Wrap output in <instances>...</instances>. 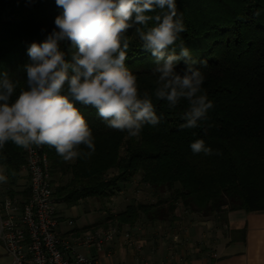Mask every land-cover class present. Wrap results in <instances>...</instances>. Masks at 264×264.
Listing matches in <instances>:
<instances>
[{"label": "trees", "instance_id": "obj_1", "mask_svg": "<svg viewBox=\"0 0 264 264\" xmlns=\"http://www.w3.org/2000/svg\"><path fill=\"white\" fill-rule=\"evenodd\" d=\"M176 4L185 25L180 38L197 61L194 67L205 76L202 89L213 102L207 119L195 128L180 129L188 103L182 99L170 109L165 100L155 98L154 57L141 48L131 28L126 33L130 48L125 65L137 76L141 95L147 92L151 97L160 123L146 124L140 135L129 137L125 131L108 128L93 106L75 102L92 129L95 152L64 162L54 148L44 145L52 176H60L62 182L55 194L69 207L89 198H112L121 184L141 175L158 201L132 204L109 215L108 221H117L120 228L136 225L143 216L151 223L174 224L180 203L204 218L221 217L227 211L264 212V0H176ZM61 13L55 0H0V74L7 73L16 84L11 102L27 87L23 66L31 62L28 47L46 39ZM178 45L179 40L173 46L177 53ZM61 48L70 60L75 51L71 42H63ZM184 67L181 62L176 70L182 72ZM197 139H203L213 154H194L190 144ZM25 150L12 142L0 150V168L13 197L29 195V189H17L27 163ZM79 151L89 150L81 145ZM113 170L117 173L109 177Z\"/></svg>", "mask_w": 264, "mask_h": 264}, {"label": "clouds", "instance_id": "obj_2", "mask_svg": "<svg viewBox=\"0 0 264 264\" xmlns=\"http://www.w3.org/2000/svg\"><path fill=\"white\" fill-rule=\"evenodd\" d=\"M62 13L56 28L43 42L27 49L26 89L11 102L16 84L0 74V150L8 142L17 147L47 145L64 162L95 152L92 129L75 102L91 105L106 126L140 135L144 125L156 126L161 117L147 92H139L137 76L125 65L130 48L127 31L135 28L141 48L154 57L158 74L153 95L175 108L188 103L180 129H191L207 119L213 102L202 89L205 76L184 46L185 31L176 0H55ZM148 13H154L149 15ZM258 14V13H257ZM153 22V26H149ZM179 40V53L176 42ZM71 42V59L61 48ZM183 62L182 72L176 70ZM202 65L206 62L201 61ZM84 145L89 151L81 153ZM194 154H213L203 139L190 144ZM14 174V173H13ZM8 177L0 174V183Z\"/></svg>", "mask_w": 264, "mask_h": 264}, {"label": "crops", "instance_id": "obj_3", "mask_svg": "<svg viewBox=\"0 0 264 264\" xmlns=\"http://www.w3.org/2000/svg\"><path fill=\"white\" fill-rule=\"evenodd\" d=\"M0 174L6 175L3 168H0ZM60 183L61 179L57 186ZM64 183H67V178ZM57 199L61 218L60 233L64 237L79 242L88 233L118 227V222L108 221L107 215L109 207H112L109 201L113 202L114 197L104 200L89 198L73 207ZM62 206L66 207L69 215L65 209H61ZM145 221L149 226L168 227L165 222L151 223L146 217ZM137 225H123L119 228L123 231L134 230ZM170 227H173V243L174 237L180 235L182 241H185L172 261L165 259L167 249H164L162 257L156 258L150 254L149 248L137 250L134 246H127L124 235H119L102 251L95 246L83 251L89 257L99 259L102 264H264V212L227 211L224 222L218 216L204 218L193 214L188 222L179 218ZM0 264H12V258L2 243Z\"/></svg>", "mask_w": 264, "mask_h": 264}, {"label": "built area", "instance_id": "obj_4", "mask_svg": "<svg viewBox=\"0 0 264 264\" xmlns=\"http://www.w3.org/2000/svg\"><path fill=\"white\" fill-rule=\"evenodd\" d=\"M25 151L29 195L13 197L8 189L0 200V243L11 256L12 264H102L83 250L95 246L102 251L119 235H124L127 246L144 248V241L132 229L123 231L117 226L88 233L79 242L64 237L60 233L59 201L51 162L44 145Z\"/></svg>", "mask_w": 264, "mask_h": 264}, {"label": "rangeland", "instance_id": "obj_5", "mask_svg": "<svg viewBox=\"0 0 264 264\" xmlns=\"http://www.w3.org/2000/svg\"><path fill=\"white\" fill-rule=\"evenodd\" d=\"M116 173L117 171H111L109 173V177L114 176ZM52 178L53 184L54 186L56 185L55 188H57V183L60 180V176L54 175V177L52 176ZM8 185V179L6 183H1L2 193H0V200L4 196V191L8 190ZM119 187V191H117V193H115V196H113L114 201H109L112 204V207H109L110 210L107 213L108 216L124 212L132 204H155L158 201V198H156V194L153 189L142 183L141 175H137L131 182L127 184H121ZM17 189L20 192L29 189L28 176L26 172H24V169L21 172V180L19 182V188ZM165 196H169V194ZM61 209H65V212H67L66 214L69 215V212L65 206H62ZM106 209H108V207H106ZM176 213L179 218H183L184 220H186V222H188L190 216L193 215L192 213L187 211L181 203L178 205ZM226 215L227 212L225 214L223 213V215L221 216L222 222L225 221ZM144 218L145 217L143 216L138 222L137 228L132 230L137 238L146 241L147 244L144 245L145 247L142 250L149 248L150 254L158 258L162 257L164 249H167L166 253L168 254L165 256V259H167L168 261H172L175 257H177L178 250H180V247L183 245L182 242H185L182 241L180 235L176 236L178 237V240H176V237H174L173 243V239L171 238L173 227L170 226L174 224H170V222H167L165 225H167L168 227L149 226L146 221L144 222ZM155 263H157V261Z\"/></svg>", "mask_w": 264, "mask_h": 264}]
</instances>
